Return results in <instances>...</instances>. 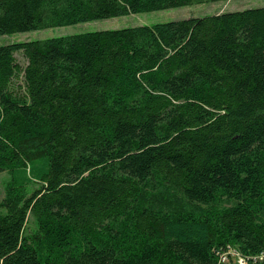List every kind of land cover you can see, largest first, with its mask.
I'll use <instances>...</instances> for the list:
<instances>
[{
	"label": "trees",
	"instance_id": "trees-1",
	"mask_svg": "<svg viewBox=\"0 0 264 264\" xmlns=\"http://www.w3.org/2000/svg\"><path fill=\"white\" fill-rule=\"evenodd\" d=\"M216 1L0 0V34ZM3 170L0 264L264 252V5L0 44Z\"/></svg>",
	"mask_w": 264,
	"mask_h": 264
},
{
	"label": "rangeland",
	"instance_id": "rangeland-1",
	"mask_svg": "<svg viewBox=\"0 0 264 264\" xmlns=\"http://www.w3.org/2000/svg\"><path fill=\"white\" fill-rule=\"evenodd\" d=\"M264 0H220L216 2L186 5L181 7L167 8L148 12H139L124 16H117L105 19L78 22L69 25L47 27L43 29L30 30L27 32H16L11 34H0V44L17 40L43 39L46 37L69 35L78 32L101 30L106 28H118L138 24H153L186 18L189 16H202L217 13L225 10H237L245 7L263 6ZM16 60L24 63V58L19 52L15 53ZM10 180V172H0V199L4 196L5 184ZM33 184H31L32 186ZM28 222H31L29 217Z\"/></svg>",
	"mask_w": 264,
	"mask_h": 264
},
{
	"label": "built area",
	"instance_id": "built-area-1",
	"mask_svg": "<svg viewBox=\"0 0 264 264\" xmlns=\"http://www.w3.org/2000/svg\"><path fill=\"white\" fill-rule=\"evenodd\" d=\"M212 250L216 257L215 264H243V260H240V251L230 244L216 245ZM248 257L250 264H264V252Z\"/></svg>",
	"mask_w": 264,
	"mask_h": 264
},
{
	"label": "bare ground",
	"instance_id": "bare-ground-1",
	"mask_svg": "<svg viewBox=\"0 0 264 264\" xmlns=\"http://www.w3.org/2000/svg\"><path fill=\"white\" fill-rule=\"evenodd\" d=\"M250 257L245 256L244 254L241 253L240 251V260H243V264H250V261H248Z\"/></svg>",
	"mask_w": 264,
	"mask_h": 264
}]
</instances>
